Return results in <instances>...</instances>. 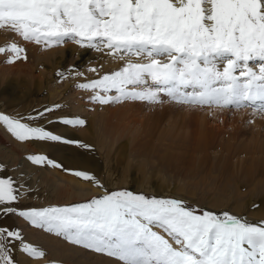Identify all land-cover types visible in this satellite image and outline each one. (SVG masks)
<instances>
[{"label": "snow or ice", "instance_id": "snow-or-ice-1", "mask_svg": "<svg viewBox=\"0 0 264 264\" xmlns=\"http://www.w3.org/2000/svg\"><path fill=\"white\" fill-rule=\"evenodd\" d=\"M5 26L25 41L49 47L71 41L96 50L103 45L110 55L120 53L121 60L147 57V63L128 60L118 71L78 84L94 92L93 102L163 103L164 94L190 106L251 108L264 114V0H0V28ZM6 51L19 59L24 49L12 43L0 47V53ZM250 62H257L258 70ZM113 90L118 94L108 95ZM59 107L27 119H41ZM22 119L0 114V123L18 141L88 147ZM61 122L73 127L86 123L79 118ZM28 159L62 167L45 156ZM74 175L99 186L87 172ZM14 183L0 178V206L19 199ZM0 211L122 264H264V224L228 212L197 214L176 199L114 191L71 206L20 211L5 206ZM12 240L29 257L45 255L25 243L18 230L0 227V264H15Z\"/></svg>", "mask_w": 264, "mask_h": 264}, {"label": "rangeland", "instance_id": "rangeland-1", "mask_svg": "<svg viewBox=\"0 0 264 264\" xmlns=\"http://www.w3.org/2000/svg\"><path fill=\"white\" fill-rule=\"evenodd\" d=\"M12 43L24 49V52L19 59L11 51L0 53V114L23 118L24 123L43 127L53 134L82 142L88 147L29 140L25 142L33 144L36 150L21 152L16 145L24 142L14 138L0 123V135L5 139V145L15 150V154H12L8 148L0 145L3 152V155L0 153V178H11L19 195L16 203L2 205L3 207L11 206L17 211L64 207L85 203L114 191H130L147 197L183 201L185 206L196 210L197 214L204 211L218 215L228 212L248 223L264 224L263 205H244L239 208L240 211H232L235 208L233 205H236L234 199L227 200L220 194L224 191H221L220 182L225 173L220 175L213 166L216 157H220L217 149H210L208 158L207 155L192 152L194 141L203 126L211 132L222 131L224 135L241 130L247 137L251 135L250 132L256 133L252 129H257L259 136L264 138V114L257 112L246 115L242 112H250L251 108L237 110L231 107L221 109L190 106L176 103L164 94L160 96L163 103L122 100L119 103L100 104L92 101V90H84L77 85L118 71L128 60L147 63V57L125 56L121 60L120 53L110 55V50L103 45L100 50H96L80 47L71 41L49 47L45 43L25 41L7 26L0 28V47L7 48ZM9 59L13 62L8 63ZM250 64L253 66L254 63ZM117 94L115 90L108 93L113 96ZM54 105L60 107L43 118L35 121L27 119ZM244 115L246 116L243 117ZM64 118H79L86 123L73 127L63 124L61 121ZM6 132L9 133L8 137ZM165 139L177 143L176 151L186 153L183 154L185 157L178 156L176 151L167 154L175 156L179 162L178 167H169L171 179L166 177L169 172L157 167L159 158L164 155L162 153L165 149L162 145L166 144ZM33 155L45 156L62 167H55L58 173L53 175L51 173L55 172L49 171L52 166L47 162L36 164L28 159ZM200 156H205L202 160L207 161L206 165L202 169L190 168L195 157ZM71 162H75L77 167H73ZM84 164H87V169L83 167ZM155 169L161 172L158 176L152 172ZM210 169L214 171L209 172ZM76 171L93 175L99 186L75 176ZM135 179L147 181L149 189L139 188ZM162 179L172 180L174 185L186 187L184 190L189 194L187 192L176 195L171 188L164 190ZM115 180H126L127 184L119 183L111 187V181ZM65 184L70 185L65 188L74 192L70 196L66 195L68 192L63 194L68 199L58 195L62 193ZM236 212H244L248 219L238 216ZM6 216L10 217L12 225L0 227L18 230L25 243L45 253L42 258L30 257L29 264H122L115 258L71 244L62 236L35 227L17 214ZM161 234L164 235L162 232ZM9 246L12 247L11 255L18 261L17 264H23L20 242L12 240ZM52 253L57 257L53 258Z\"/></svg>", "mask_w": 264, "mask_h": 264}, {"label": "bare ground", "instance_id": "bare-ground-1", "mask_svg": "<svg viewBox=\"0 0 264 264\" xmlns=\"http://www.w3.org/2000/svg\"><path fill=\"white\" fill-rule=\"evenodd\" d=\"M253 63H254L252 66L253 68L259 67V64L257 62H253ZM242 112H244V114L246 115H248V113L255 114L253 110L250 112H246V111H242ZM246 115H244L243 117H245ZM201 128L203 129L204 126ZM202 129H200L201 131L198 132L199 135L194 141L192 152L194 154L199 153V154L207 155L206 158H208V151L210 152L211 151L210 149H214V150L217 149L216 151H218L217 153H218V156L220 157H216L217 159L213 166H215V168L219 171L220 175L225 173L222 182H220L222 183L221 191L223 190L224 191L220 194L224 196L223 198L225 199L227 198V200L234 199V204L236 203V205H233L235 206V208L232 211H240L241 209L239 208L244 207V205L250 206L254 204L256 205L259 204V205L264 206V138H261L259 136V133H260L259 130L257 131V129H252V130H255L256 133L250 132L251 135L247 137L242 134L241 130H235L228 135H224L222 131L211 132L210 129L207 127H205L203 130ZM8 134L9 133L5 134L6 137H8ZM165 140H166L165 141L166 144L162 145V147L165 149L162 153L164 155H162L159 158V163L157 164V167L160 170L169 172V167L171 166L178 167L179 162L177 159H175L176 158L175 156L167 155V154H172L171 152H174L178 149H175L177 146L176 142H174L171 139L169 140L165 139ZM0 145L3 146L4 148H8V151H10V153L15 154V150L13 148L5 145V139L3 138L2 135H0ZM16 147L21 152L36 150L35 146L33 144H30L29 142L19 143L16 145ZM181 150L179 149V151ZM1 152L2 151L0 150V153ZM1 154L3 155V152ZM175 154H177L178 156L182 155L183 157L186 156V155L185 156L183 155V154H186L185 151H183V153L176 151ZM203 157L201 156L199 158L195 157L193 161L194 164L190 165L189 167L190 168L194 167L196 169H202L204 164L206 165V162H207L206 160H205L206 162L203 161L204 159L202 160ZM233 158H235V161H233ZM191 160L189 161L191 162ZM201 161H203V163ZM71 165L75 168L77 167V164L75 162H71ZM83 167L87 169V164H84ZM158 169L152 170V172L156 176H158V174L161 173L160 170ZM49 171L55 172V173H51L53 175L58 173L57 172L58 170L55 169V167H52V170H49ZM212 171H214V169H212ZM212 171L210 169L209 172H212ZM59 176H61V174H59ZM166 177L171 179L170 172L169 174L166 175ZM69 179L70 178H67V180ZM72 181L76 183V181L74 180ZM134 181L138 183L139 188L149 189V184L147 183V181L137 180V179H135ZM161 181L164 182V190H168L169 188H171L173 190V193H175L176 195L188 192L187 190H186L187 192H185L184 190L186 187L174 185L172 183V180L168 181V180L162 179ZM119 183L127 184V181L126 180L125 181H118V180L111 181V187L119 185ZM65 186L70 187V185L65 184L62 189V193H58L59 196L64 197V198L67 197L63 195V194H66V192H68L66 194L68 196L74 193L71 189H68L67 187L65 188ZM243 189H245L244 192L241 191ZM225 191H229L230 193L226 194ZM94 192H98V191H94ZM236 214L238 216L243 217L244 219H248L247 215L244 212H236ZM0 225L7 226V227H10L12 225L10 217L8 216L7 218V216L3 214V212H0ZM9 250L11 253L12 247L9 246ZM21 255H22L23 264H29L31 261L29 260L30 257L26 256L27 254L24 252H22ZM11 256L15 264H17L18 261H16L13 255ZM51 256L53 258L57 257V255L53 253L51 254ZM31 264H36V263L32 262Z\"/></svg>", "mask_w": 264, "mask_h": 264}]
</instances>
